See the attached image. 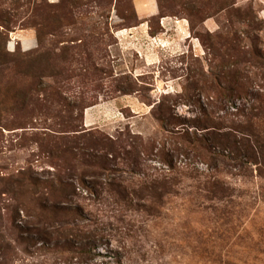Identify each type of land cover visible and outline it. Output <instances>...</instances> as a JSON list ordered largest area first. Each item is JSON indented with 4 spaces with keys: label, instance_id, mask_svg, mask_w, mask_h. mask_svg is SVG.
Returning a JSON list of instances; mask_svg holds the SVG:
<instances>
[{
    "label": "rangeland",
    "instance_id": "obj_1",
    "mask_svg": "<svg viewBox=\"0 0 264 264\" xmlns=\"http://www.w3.org/2000/svg\"><path fill=\"white\" fill-rule=\"evenodd\" d=\"M155 1L0 0V264H264V0Z\"/></svg>",
    "mask_w": 264,
    "mask_h": 264
},
{
    "label": "crops",
    "instance_id": "obj_2",
    "mask_svg": "<svg viewBox=\"0 0 264 264\" xmlns=\"http://www.w3.org/2000/svg\"><path fill=\"white\" fill-rule=\"evenodd\" d=\"M137 5V13L139 14L140 23L138 26L133 27L130 29L127 33L131 34L129 35V41H134L136 38H139L141 40H145L144 43L147 46L156 45V42L159 40L160 45H162V48H167V46L172 45L175 41H178L179 38H181V35L184 36V40L186 43H192L189 39L190 37L187 35L188 33V24L186 22V19H171L168 17H161V32H157L156 35L150 34L148 31L149 27L147 26L146 19L149 18L152 15H156L159 13V7L154 0H136ZM172 30V33H171ZM173 35L175 36L173 38ZM187 40V41H186ZM182 40H180L181 42ZM142 42V41H141ZM196 45V44H195ZM196 47V46H194ZM144 49V48H143ZM156 48H153L152 50H155ZM197 49V48H196ZM149 50V49H148ZM143 59L147 64H153V59L155 58L154 53L146 52L143 54Z\"/></svg>",
    "mask_w": 264,
    "mask_h": 264
},
{
    "label": "trees",
    "instance_id": "obj_3",
    "mask_svg": "<svg viewBox=\"0 0 264 264\" xmlns=\"http://www.w3.org/2000/svg\"><path fill=\"white\" fill-rule=\"evenodd\" d=\"M205 41V40H204ZM205 43H206V41H205Z\"/></svg>",
    "mask_w": 264,
    "mask_h": 264
}]
</instances>
